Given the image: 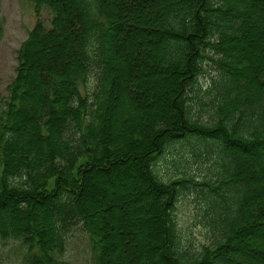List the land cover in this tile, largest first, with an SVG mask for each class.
Here are the masks:
<instances>
[{"label": "trees", "instance_id": "1", "mask_svg": "<svg viewBox=\"0 0 264 264\" xmlns=\"http://www.w3.org/2000/svg\"><path fill=\"white\" fill-rule=\"evenodd\" d=\"M31 1L36 26L0 93V258L68 264L82 229L94 264H264L254 1ZM126 29L131 45L119 40ZM143 29L157 39L143 41ZM119 179L131 192L105 195Z\"/></svg>", "mask_w": 264, "mask_h": 264}, {"label": "rangeland", "instance_id": "2", "mask_svg": "<svg viewBox=\"0 0 264 264\" xmlns=\"http://www.w3.org/2000/svg\"><path fill=\"white\" fill-rule=\"evenodd\" d=\"M63 1V0H61ZM161 3V0H159ZM251 0H246L247 4L250 3ZM254 1V7L256 8L255 11L258 12V14L255 15L254 22L256 23V31H258V35L264 38V3L262 4V0H253ZM71 5L74 6H81L80 0H71ZM57 4V2H55ZM232 4H235L233 1ZM214 2H211L210 6H213ZM46 9L41 14L42 20L44 21L45 25H49L50 21V12ZM189 16V23L193 26L194 18H193V11L186 10ZM38 17L36 13L35 4L31 0H0V93H5L6 88L9 85V83L14 79L17 73V67H18V61H17V53L20 48V46L23 44V42L28 38L30 31L36 26ZM160 27V26H156ZM155 29V28H154ZM161 29V28H158ZM157 30V29H156ZM133 30L132 32H134ZM144 35L142 38L143 41H149V39H157V36L152 37V34L147 30L143 29L141 31ZM119 40H128L127 44L131 45L133 44L132 37H129V34L131 31L123 30L120 32ZM194 36V35H192ZM197 37V36H196ZM154 39V40H155ZM142 41V40H139ZM242 42L239 40H236V42H233V44H241ZM160 48V45H159ZM184 51H185V45H184ZM256 56H264V47L261 50L260 55ZM258 59V58H257ZM170 105L168 106V108ZM172 106L170 107L171 110ZM222 139V138H221ZM183 143V142H182ZM222 145H226V142L222 140ZM195 144H191V146L188 147H196ZM234 150H238L235 148ZM241 154L246 155L247 157H250L247 155L246 152L240 151ZM179 152L175 151L173 153H167L165 155L164 159L159 161L157 163L158 169L163 172L164 165L167 166V170L171 171L173 164L171 161H175L177 155ZM250 159H252L250 157ZM253 162H259L260 160H253ZM133 168V167H132ZM166 170V171H167ZM128 177L126 178L127 183H132L138 175L137 170L133 169L129 174H127ZM114 176V175H113ZM125 179V178H124ZM126 182L119 180H114L112 187L109 189L108 192H103L107 196L115 195V194H126L131 192V190L128 189V186H126ZM126 183V184H125ZM133 184V183H132ZM94 195V194H93ZM97 199V198H96ZM95 199V200H96ZM62 200L67 202L68 204V211L69 214L75 215L77 213V208L75 206V198L70 193H67L63 196ZM118 200H115L114 205H116V209L114 211V214L118 217L119 211L121 209H118ZM43 206V205H39ZM15 207L14 204L10 206V209H13ZM46 207V206H43ZM8 210V208H5V212ZM28 210L24 211L23 214H25ZM68 213V212H67ZM184 213H186V210H184ZM123 224L122 229L127 226H129V222L127 223L124 220H122L119 225ZM116 224H118L116 222ZM83 230L81 229V232H78L79 234L74 237L71 240L70 247L68 250V253L65 255L64 260L68 262V264H94L92 255L90 253V245L88 244V235H86ZM113 235L115 240L120 243V238L123 237V232L121 231V228H117L113 231ZM113 239V237H112ZM259 240V238H257ZM120 245V244H119ZM118 245L120 251V246ZM117 247V248H118ZM9 248V247H7ZM4 245L0 243V249H6ZM0 264H10V262L3 258H0Z\"/></svg>", "mask_w": 264, "mask_h": 264}]
</instances>
